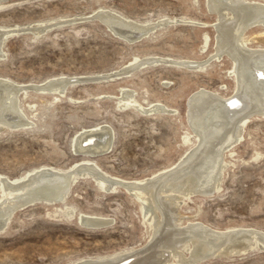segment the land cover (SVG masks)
Segmentation results:
<instances>
[{
	"label": "rangeland",
	"instance_id": "rangeland-1",
	"mask_svg": "<svg viewBox=\"0 0 264 264\" xmlns=\"http://www.w3.org/2000/svg\"><path fill=\"white\" fill-rule=\"evenodd\" d=\"M104 11L135 26L123 34L100 18ZM210 11L206 0H0V82L11 84L24 120L14 128L0 122V177L23 181L51 168L86 173L62 202L40 198L12 211L0 230V264H75L120 256L152 239L138 201L120 187L100 189L92 176L147 182L179 167L197 143L187 123L191 97L232 95V63L215 51ZM261 24L255 19L246 37L264 33L256 28ZM256 39L245 48L260 46ZM88 77L100 79L68 84ZM130 96L160 113L123 107ZM248 116L232 155L221 157L219 191L212 184L207 194L196 191L172 214L183 219L179 226L194 221L221 232L253 231L262 244L238 255L212 252L196 264H264V113ZM100 127L113 137L108 149L103 142L95 152V139L84 140ZM87 161L96 170L84 168ZM1 190L0 183V199ZM81 215L106 224L82 227Z\"/></svg>",
	"mask_w": 264,
	"mask_h": 264
},
{
	"label": "bare ground",
	"instance_id": "bare-ground-1",
	"mask_svg": "<svg viewBox=\"0 0 264 264\" xmlns=\"http://www.w3.org/2000/svg\"><path fill=\"white\" fill-rule=\"evenodd\" d=\"M206 5L215 12L217 19L214 26L215 51L226 54L232 63V95L215 100L210 94L199 92L191 97L186 115L188 120L192 117L193 121L187 123L196 136L197 143L184 156L179 167L161 174L156 180H117L110 183L93 173L92 178L100 189L109 191L120 187L138 201L142 207L143 218L152 229V239L144 247L120 256L87 259L75 264H196L212 252L216 256H230L260 248L262 241L253 231L241 229L221 232L194 221L179 226L183 219L172 214L174 210L178 213V207L196 191L207 194L211 184L215 193L219 191L220 178L225 168L224 161H220L221 157L226 153L231 156L232 148L241 141L244 126L250 119L248 114L264 113V33L251 37L257 38L260 46L253 49L248 46L251 50L245 48L247 43L252 42L251 38L246 37V31L249 27L254 28L252 22L255 19L259 18L262 23L256 28L264 29V3H257L255 0H206ZM99 16L123 34L131 25L135 26L112 12L104 11ZM203 69L204 67L200 68ZM0 84V122L3 127L23 126L18 98L11 84L6 81ZM133 98L130 96L123 107L130 106L145 115L159 112V106L142 107ZM88 137L95 139L93 150L97 152L103 142H106L108 149L113 136L111 130L100 127L90 130L86 138ZM232 140L230 148L221 154L222 146ZM76 147L75 137L73 151H76ZM86 163L88 165L84 168L96 170L93 163ZM69 170L67 174H62L53 168L45 169L34 177L30 174L23 181L9 183L0 177V217L3 219L0 226L4 227L14 209L23 208L35 199L62 202L76 176L86 174L83 169ZM199 179L201 183L196 187ZM161 206L165 212H159ZM71 211L66 209L67 214H71ZM78 221L89 227L106 224L103 218L85 215L79 216Z\"/></svg>",
	"mask_w": 264,
	"mask_h": 264
},
{
	"label": "water",
	"instance_id": "water-1",
	"mask_svg": "<svg viewBox=\"0 0 264 264\" xmlns=\"http://www.w3.org/2000/svg\"><path fill=\"white\" fill-rule=\"evenodd\" d=\"M98 19V18H97ZM111 31H113L111 29ZM100 78H92V77H88V78H77V79H72L68 82V84H75V83H83V82H88V81H95V80H99ZM68 86V85H67ZM92 141H94V138L92 137H88L86 140H84V143L86 144H89L91 143ZM28 205V204H27ZM79 224L82 226V227H85V228H90V229H96V228H100V227H103V226H85L84 224H82L81 222H79ZM3 227L0 226V230L2 229Z\"/></svg>",
	"mask_w": 264,
	"mask_h": 264
}]
</instances>
